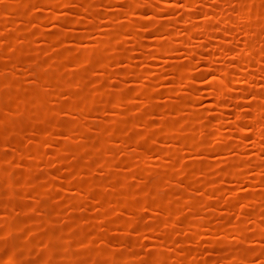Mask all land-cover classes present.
Masks as SVG:
<instances>
[{"label": "rangeland", "instance_id": "rangeland-1", "mask_svg": "<svg viewBox=\"0 0 264 264\" xmlns=\"http://www.w3.org/2000/svg\"><path fill=\"white\" fill-rule=\"evenodd\" d=\"M0 264H264V0H0Z\"/></svg>", "mask_w": 264, "mask_h": 264}]
</instances>
